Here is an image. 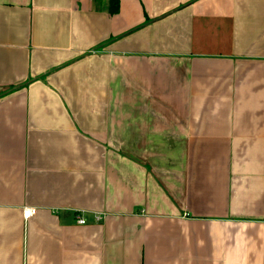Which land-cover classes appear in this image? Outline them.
Wrapping results in <instances>:
<instances>
[{"label":"crops","instance_id":"crops-1","mask_svg":"<svg viewBox=\"0 0 264 264\" xmlns=\"http://www.w3.org/2000/svg\"><path fill=\"white\" fill-rule=\"evenodd\" d=\"M0 264H264V0H0Z\"/></svg>","mask_w":264,"mask_h":264},{"label":"built area","instance_id":"built-area-1","mask_svg":"<svg viewBox=\"0 0 264 264\" xmlns=\"http://www.w3.org/2000/svg\"><path fill=\"white\" fill-rule=\"evenodd\" d=\"M37 212H38V210H37L36 208H28V209H26V210L24 211V217H25L26 219H29L30 217L36 215ZM100 219H101L100 216H97V217H96V220H97V221H100ZM79 223L82 224V225H84V224L87 223V220H86L85 218H80Z\"/></svg>","mask_w":264,"mask_h":264},{"label":"trees","instance_id":"trees-1","mask_svg":"<svg viewBox=\"0 0 264 264\" xmlns=\"http://www.w3.org/2000/svg\"><path fill=\"white\" fill-rule=\"evenodd\" d=\"M113 12H115L116 10H112Z\"/></svg>","mask_w":264,"mask_h":264}]
</instances>
